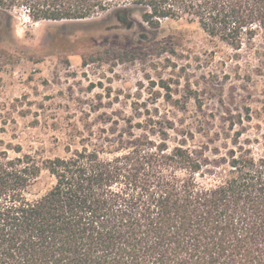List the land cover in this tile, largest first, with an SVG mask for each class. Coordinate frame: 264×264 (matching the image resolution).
I'll return each instance as SVG.
<instances>
[{
    "label": "trees",
    "instance_id": "trees-1",
    "mask_svg": "<svg viewBox=\"0 0 264 264\" xmlns=\"http://www.w3.org/2000/svg\"><path fill=\"white\" fill-rule=\"evenodd\" d=\"M14 9L35 23L110 13L126 31L134 14L186 20L237 51L264 35V0H0ZM133 128L46 160L0 141V264H264V152L234 141L210 167L166 130ZM43 170L53 183L37 195Z\"/></svg>",
    "mask_w": 264,
    "mask_h": 264
},
{
    "label": "rangeland",
    "instance_id": "rangeland-1",
    "mask_svg": "<svg viewBox=\"0 0 264 264\" xmlns=\"http://www.w3.org/2000/svg\"><path fill=\"white\" fill-rule=\"evenodd\" d=\"M133 16L142 26L126 31L110 13L35 23L24 9L0 12V141L46 160L130 124L152 140L166 130L169 147L183 141L210 167L234 141L262 154L264 35L237 51L186 20L150 28ZM52 183L43 170L33 193Z\"/></svg>",
    "mask_w": 264,
    "mask_h": 264
},
{
    "label": "water",
    "instance_id": "water-1",
    "mask_svg": "<svg viewBox=\"0 0 264 264\" xmlns=\"http://www.w3.org/2000/svg\"><path fill=\"white\" fill-rule=\"evenodd\" d=\"M118 28V27H117ZM120 28H121V26H120Z\"/></svg>",
    "mask_w": 264,
    "mask_h": 264
},
{
    "label": "flooded vegetation",
    "instance_id": "flooded-vegetation-1",
    "mask_svg": "<svg viewBox=\"0 0 264 264\" xmlns=\"http://www.w3.org/2000/svg\"><path fill=\"white\" fill-rule=\"evenodd\" d=\"M117 20V19H116Z\"/></svg>",
    "mask_w": 264,
    "mask_h": 264
}]
</instances>
